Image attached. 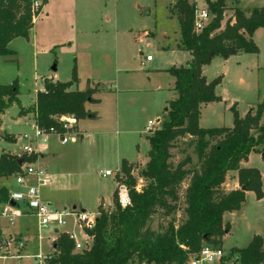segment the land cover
<instances>
[{"label": "rangeland", "instance_id": "obj_1", "mask_svg": "<svg viewBox=\"0 0 264 264\" xmlns=\"http://www.w3.org/2000/svg\"><path fill=\"white\" fill-rule=\"evenodd\" d=\"M37 2L40 4L41 0ZM174 2L47 0L28 37L15 39L8 47L11 54L0 56V84L17 81L19 89V105L9 107L0 118V128L4 134L17 138L13 142L0 140V151L4 153L21 155L24 144L21 136L32 134V124L30 116H19V113L22 107L28 109L34 103L35 92L43 89L46 80L53 77L54 81L64 83L70 81L74 71L82 90H86V86L98 90V103L89 104L90 113H96L98 119L82 120L80 128L87 136L85 152H98L102 160L79 163L80 159H76L62 163V166L70 168V175L54 179L51 187L40 190L44 202H47L45 199L51 200L50 204L56 208L63 204H81L89 215H95L99 206L111 212L114 209L112 199L116 194V184L122 177L119 168L122 160L136 161L129 163L136 190L141 191L147 186L148 182L141 172L149 161L148 138L152 134L144 133V128L148 121L158 122L157 130L162 126L166 120L164 110L172 99L169 90L174 87V79L160 73L172 66L186 67L190 60L187 52L177 49L181 37L179 22L172 12ZM188 2L195 4L200 11L207 10L205 0ZM253 6L264 8V0H227L223 24L235 9L249 13ZM252 37L257 54H240L227 60L215 58L202 67V75L208 82L220 77L221 83L214 90L218 101L200 106L199 128H230L233 122L232 107L240 118H244L250 108L256 109L260 105L263 106L261 122L264 124V29H257ZM147 56L153 61L146 62ZM54 65L55 73L50 70ZM147 69L158 71L159 74L152 77L155 83L151 86L159 84L163 90L158 93L154 87L128 95L125 92L128 86H145ZM121 70L129 72L127 78L121 74ZM76 84L69 90L76 89ZM194 149L193 139H178L170 151V163L175 166L185 157H190L193 166H196ZM245 168L259 172L262 197L257 199L253 192H246L242 208L223 215V222L229 226V232L222 237L220 245L224 257L231 249L245 248L256 234L257 226L263 231L260 237L264 246V153H251ZM105 169L111 171L114 177H103ZM227 175L228 185L233 179L237 180L236 172ZM30 182L33 183V180ZM0 183L7 189L15 187L18 190L14 185V176ZM125 186L129 193V187ZM183 190L184 186L179 190L180 199L175 213L165 217L163 211H156L151 220L153 230L160 232L170 221L175 224L182 222ZM73 220L72 217L67 218L57 233L74 231L83 242L79 228L73 227ZM18 228L22 235L13 233ZM57 233L53 228L41 230L39 240L34 218L22 217L12 226L0 219V241L15 236L25 242L19 254L22 256L20 260L2 255L3 251H0V264H36L39 260H34V257L38 254L52 257L55 254L53 242L59 236ZM10 254L18 255L13 250ZM192 258L198 259L199 255ZM42 264H47V260ZM223 264L235 263L230 259Z\"/></svg>", "mask_w": 264, "mask_h": 264}, {"label": "trees", "instance_id": "obj_2", "mask_svg": "<svg viewBox=\"0 0 264 264\" xmlns=\"http://www.w3.org/2000/svg\"><path fill=\"white\" fill-rule=\"evenodd\" d=\"M0 0V56L11 52L8 44L17 38H27L34 21L47 0ZM172 12L180 27V46L191 60L186 67L172 66L166 72L174 79L175 98L165 108L166 120L149 138V158L141 176L148 182L137 191L131 177V164L121 161L118 183L129 187L130 205L121 208L113 195L114 209H97L92 229L83 232L91 238V247L73 252L74 244L65 233L53 242L55 254L47 264H187L205 245L220 248L222 237L229 232L223 215L239 211L246 192L262 197L261 176L255 169L240 168L253 152L264 153V125H261L263 106H257L244 118L234 107L230 128H199L200 106L216 103L214 90L221 83L218 77L208 82L202 75L203 66L215 58L227 60L240 54H257L253 33L264 29V8H254L249 13L235 9L223 24L227 0H205L211 20L199 33L193 31L196 5L188 0H174ZM77 82L72 72L68 82H44V90L36 93L33 107L21 110L19 115L33 113L34 124L41 131L57 128L61 117L72 115L82 121L93 118L85 110L86 104H97L93 96L97 89L70 91ZM17 81L0 84V115L12 105H19ZM0 138L13 142L9 135ZM194 140L197 165L185 157L175 166L170 163L171 149L178 139ZM36 156L0 155V180L20 172V162L33 163ZM236 172L239 189L225 192L222 186L227 173ZM184 186L183 220L170 221L160 232L151 228L157 210L165 217L177 210L179 190ZM243 188V190H241ZM9 197L7 188L0 186V203ZM233 259L235 264H264L262 238L254 236L243 249H231L224 261Z\"/></svg>", "mask_w": 264, "mask_h": 264}, {"label": "built area", "instance_id": "obj_3", "mask_svg": "<svg viewBox=\"0 0 264 264\" xmlns=\"http://www.w3.org/2000/svg\"><path fill=\"white\" fill-rule=\"evenodd\" d=\"M39 3L37 0L34 2V7H37ZM211 20V16L208 11L196 9L193 20V31L196 33L201 32ZM151 57L147 56L146 61H151ZM77 121L72 115L61 117L58 121L57 128H49L48 131H41L36 126L34 128V138L36 140L41 139L44 143H47L49 137H55L61 145L76 144L79 140V134L76 130ZM158 122L154 123L149 121L145 128L147 134H153L157 128ZM24 139L28 140L26 136ZM30 142V141H29ZM41 154V150L35 146H31L30 143L22 148V154L26 157L38 156ZM104 177H114V174L107 170L103 173ZM27 179H32L33 183L26 182ZM50 182V179L44 169L36 165V161L33 163L25 162L21 163L20 172L14 175V185L18 190L9 191V197L6 203L0 204V219L5 220L9 225H14L17 219L22 217H32L36 220L38 239L40 240V232L44 229L53 228L57 233L58 229L65 225L66 219L72 217L73 226L78 227L82 232L84 228L92 229L96 217L86 213L77 211H59L55 209L51 204L44 202L41 199L40 189L46 187ZM116 196L117 203L121 208L130 205L129 194L126 186L121 183L116 184ZM14 201L17 207L9 206V201ZM28 214H26V213ZM57 233L60 235L65 233L69 240L73 242V252H82L88 250L91 247V238L86 236V240L80 242L75 233L62 232ZM84 233V232H83ZM25 242L15 236L2 239L0 241V251H3L2 255L11 256L17 260L22 258L20 252L24 249ZM12 250L18 254L12 256L10 253ZM199 258H191L187 264H214L219 263L224 256V252L218 248L209 245H205L199 252ZM49 257L40 256L39 254L34 257V260H39L36 264H42Z\"/></svg>", "mask_w": 264, "mask_h": 264}, {"label": "crops", "instance_id": "obj_4", "mask_svg": "<svg viewBox=\"0 0 264 264\" xmlns=\"http://www.w3.org/2000/svg\"><path fill=\"white\" fill-rule=\"evenodd\" d=\"M252 1H255V0H252ZM250 2V1H249ZM43 8V7H42ZM253 8H257V9H259V8H261V7H255V6H253ZM42 10V9H41ZM205 11H207V10H205ZM252 40H253V37H252ZM14 41V40H13ZM13 41H11L9 44H8V46H7V49H8V47L10 46V44L13 42ZM34 44V43H33ZM177 49L178 50H181V51H184V50H182V48H181V46H180V44H178L177 45ZM9 50V49H8ZM10 51V50H9ZM186 52V51H185ZM188 53V52H187ZM189 54V53H188ZM190 55V54H189ZM2 57H6V56H2ZM190 60H191V56H190ZM189 60V61H190ZM153 61V59H151V61H146V62H152ZM188 61V62H189ZM188 62H187V64H188ZM143 64V63H142ZM144 65V64H143ZM55 66V65H54ZM176 67V66H175ZM51 71H52V68L50 69ZM57 70H56V68H55V71H52L53 73H55ZM147 72L148 73H146V76H147V78L145 79V86L144 87H142V88H135L136 86H134V85H132V86H128L126 89V91L125 92H127V94L128 95H131V94H135L138 90H146V89H152V88H154V90L156 91V92H158V93H160L163 89H162V86L161 85H159V84H157L156 86H151V85H153L155 82H153V80H152V77H153V75H158L159 73H157L158 71L157 70H149V69H147ZM162 73H160V75H169L167 72H166V70H162L161 71ZM121 74H123V76L125 77V78H127V76H128V74H129V72H127V71H123V70H121ZM206 78V77H205ZM207 80V79H206ZM49 81H52V82H59V81H54V79H53V77H51L50 78V80ZM68 82V81H67ZM75 87H76V89H71V91H84V89L82 90V88L80 87V82L79 81H77V84L75 85ZM87 88H89V87H87L86 86V89ZM174 88V87H173ZM173 88H170V92H172L171 94H172V99L171 100H173L174 98H175V94H174V92H173ZM90 89H92L91 87H90ZM44 90V86H43V89H41V90H39V91H37V92H41V91H43ZM37 92H35V97H36V93ZM97 93H98V91H97ZM94 94V98L95 99H98V97H97V95L98 94ZM35 97H34V99H35ZM34 104H35V100H34V103L31 105V106H29L28 108H31V107H33L34 106ZM22 109L23 110H26L25 108H23L22 107ZM85 110L88 112V113H90V111H89V104H86L85 105ZM250 110H252V113H254L255 112V110L256 109H254V108H250ZM249 110V111H250ZM6 111V110H5ZM5 113V112H4ZM3 113V114H4ZM3 114L2 115H0V118L3 116ZM90 114H92L93 115V118H91V120H94V121H96L97 119H98V117H97V114L95 113H90ZM19 116H30V122H31V126H32V128H31V131H32V134L31 135H29V134H27V133H25V134H23L22 136H21V138L23 139L22 141L24 142V144H23V147L25 146V145H27L28 143H30V145L31 146H33V147H35V146H37L40 150H41V154L38 156V158H37V160H36V165L38 166V167H40V168H42V169H44V171L46 172V174L48 175V177H49V179H50V182H49V184L46 186V188L47 187H51L52 186V184H53V182H54V179H56V180H58L59 178H62V176L63 175H70V168H67L66 166H62V163L63 164H65V163H70L71 161H74V160H79V163L81 162V161H83V162H91V160H92V163L94 162V163H96V162H99L100 160H102V158H100L99 159V154L100 153H98V152H94V153H90V154H87L85 151L86 150H84L85 149V147H84V145H85V141L87 140V136H86V134H85V132H83L82 131V129L80 128V123L81 122H83V121H78L77 123H76V130H77V132H78V134H79V140H78V142L76 143V144H68V145H61L60 143H59V141L55 138V137H49L48 138V141H47V143H44L41 139H38V140H36L35 138H34V128H35V124H34V121H33V119H34V114L33 113H27V114H23V115H19ZM149 122V121H148ZM147 122V123H148ZM153 122V121H152ZM261 123V125H264V124H262V122H260ZM0 127H1V119H0ZM146 128V127H145ZM145 128H144V133H146L145 132ZM0 133L1 134H4V132L1 130V128H0ZM147 134V133H146ZM9 136H12L13 137V139H14V141L17 139L16 138V136H14V135H9ZM24 136H26L27 137V139H29V141L28 140H26V139H24ZM20 138V137H19ZM18 138V139H19ZM0 140H2V138H0ZM22 147V148H23ZM1 154H7V153H4V151L3 150H1L0 151V155ZM9 154V153H8ZM21 154H22V150H21ZM86 155H87V157H86ZM250 156V155H249ZM71 157V158H70ZM103 157V156H102ZM249 158V157H248ZM127 161V160H126ZM128 163H133V162H136V161H132V162H129V161H127ZM120 165H121V162H120ZM120 165H119V168H120ZM245 166H246V162H244V163H241L240 164V168H245ZM118 168V169H119ZM117 169V170H118ZM108 169H105L104 170V172L105 171H107ZM102 176H103V174H102ZM228 176L229 175H226V178H225V182H224V184H223V186H222V189L225 191V192H230V191H233V190H237L238 189V184H237V180H232L231 181V184H229L228 185V183H227V179H228ZM104 177V176H103ZM31 180V179H30ZM30 180L28 179V183H31L30 182ZM0 181H2V180H0ZM1 184V183H0ZM1 186V185H0ZM43 188H45V187H43ZM42 189V188H41ZM40 189V190H41ZM15 191L16 189H15V187H12V188H8V191ZM41 192V191H40ZM246 194V193H245ZM40 195H42V193H40ZM45 201H47V203H51V200H48V199H45ZM101 204H103V202L101 203ZM54 207V206H53ZM78 207H80L79 209H78ZM55 209H57V210H59V211H68V209H71V210H73V209H75V210H73V211H77V212H81V213H86V211L82 208V206H81V204H73V203H71V204H63V205H61V207H59V208H56V207H54ZM93 216H95V217H97V213L95 214V215H93ZM25 218H28V217H25ZM74 227V226H73ZM258 227V226H257ZM261 229V228H260ZM80 230V229H79ZM261 231H262V229H261ZM62 232H72V233H75L74 231H62ZM13 233L15 234V235H17V236H19V235H22V233H21V229L20 228H18V230H15V231H13ZM76 234V233H75ZM227 234V233H226ZM225 234V235H226ZM80 237H81V239L84 241V240H86V237H85V235H84V233L80 230ZM262 235H263V231H262ZM261 235V236H262ZM76 236H77V234H76ZM254 236H257V233L256 234H254L253 236H252V238H251V240L253 239V237ZM78 237V236H77ZM250 240V241H251ZM249 241V242H250ZM263 248H264V246H263Z\"/></svg>", "mask_w": 264, "mask_h": 264}, {"label": "water", "instance_id": "obj_5", "mask_svg": "<svg viewBox=\"0 0 264 264\" xmlns=\"http://www.w3.org/2000/svg\"><path fill=\"white\" fill-rule=\"evenodd\" d=\"M249 1H252V0H249ZM52 71H55V66L52 67ZM148 157H149V158L152 157V153H151V152L149 153ZM21 163H22V162H20L19 164L21 165ZM241 190H243V188H242ZM8 204H9V206H11V207H17V204H16L14 201H12V200L9 201ZM73 210H75V209H73ZM256 233H257L258 236H261V235H262V231H261V229H260L259 227L256 228Z\"/></svg>", "mask_w": 264, "mask_h": 264}]
</instances>
